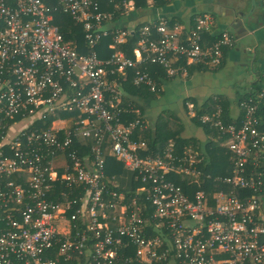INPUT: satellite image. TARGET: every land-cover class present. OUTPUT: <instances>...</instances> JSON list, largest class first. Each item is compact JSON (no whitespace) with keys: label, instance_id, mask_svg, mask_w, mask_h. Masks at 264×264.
I'll use <instances>...</instances> for the list:
<instances>
[{"label":"built area","instance_id":"obj_1","mask_svg":"<svg viewBox=\"0 0 264 264\" xmlns=\"http://www.w3.org/2000/svg\"><path fill=\"white\" fill-rule=\"evenodd\" d=\"M101 1L58 0L54 8L44 0H0V264H264V124L257 115L264 88L240 103L237 121L225 123L220 105L202 115L231 152V174L211 181L197 167L202 158L194 146L178 153L168 141L149 149L136 137L147 129L141 114L125 124L112 109L123 103L118 71L134 72L135 82L155 92L161 87L149 66H162L167 76L193 63L219 67L233 46L231 33L222 29L210 40L218 27L208 12L194 15L188 29L166 17L134 30L113 27ZM57 9L82 23L90 51L65 39L54 23ZM133 34L139 48L131 57L118 46ZM108 35L112 52L101 57L96 47ZM62 112L76 113L74 125L61 129L63 139L55 127L9 136L14 122L6 130L18 116L55 121ZM80 137L94 141V167L71 149ZM106 154L142 180L136 191L143 201L106 191ZM203 176L212 182L207 189ZM58 181L66 183V200L51 198ZM83 182L87 192L70 197L73 184Z\"/></svg>","mask_w":264,"mask_h":264},{"label":"crops","instance_id":"obj_2","mask_svg":"<svg viewBox=\"0 0 264 264\" xmlns=\"http://www.w3.org/2000/svg\"><path fill=\"white\" fill-rule=\"evenodd\" d=\"M44 1L54 8L58 4V0ZM121 1L102 0L100 7L102 11L112 13L114 9L121 8V3H124L125 12L129 14L126 24L133 30L140 24L153 22L160 17L170 18L183 24L187 23L188 29L194 15L208 12L215 17L217 23L218 29L215 30L214 35H217L218 31L222 29L231 33L234 45L225 49L222 64L218 68H213L207 64H190L187 71L179 70L173 77L166 75L167 78L160 85L161 92L155 97L147 96L142 102L146 108L145 118L149 123V127L147 124L148 128L142 133L143 135L149 133L155 137L160 132L162 138H159L157 144H162L163 141L166 143L172 138L169 135L171 130H174L173 132L179 130L180 135L188 142L197 143L196 145L191 142L188 145L193 146L194 144L196 147L201 146V150L205 149L209 138L216 131L211 129L212 133L204 126L196 123L193 118L196 110L208 104L211 106L208 112L212 113L213 102L220 101L229 107L232 117L237 118L241 112L238 105L239 99L248 92L255 90L256 85L264 86V0H166L168 3L165 4L158 3V0H144V7H140L142 4L138 6L137 0ZM127 1L132 5L131 7L127 5ZM60 13L66 14L57 9L54 13V23L62 28L66 19L57 16ZM67 15L75 21L76 26L82 24L72 15L68 13ZM113 24L115 23H112V26ZM82 29L85 35L83 26ZM187 29L185 28L184 31L186 32ZM214 35H210L209 39ZM77 37L75 39L65 37V39L79 51H83L87 47L89 49L86 37L83 36L85 40L83 39L82 44L77 41ZM134 48L135 52L136 48H139L136 42ZM117 74L123 80L124 76L122 75L124 74L122 72H117ZM132 74L134 72H128V75ZM122 92H125L124 88H122ZM75 116L76 114L60 115L56 120L64 121V124H53V120L49 125L50 127L45 129L52 127L58 129L71 128L74 125ZM35 118L16 121L15 124H21L23 121L26 124L20 125L16 129H14L15 124H12L9 136L23 128L35 125L32 124ZM165 121L169 124H166ZM36 126L41 127L42 124H36ZM212 142L217 149H221L217 138L212 139ZM199 154L203 163L205 156L200 149ZM119 180L121 178L111 181L118 183Z\"/></svg>","mask_w":264,"mask_h":264},{"label":"trees","instance_id":"obj_3","mask_svg":"<svg viewBox=\"0 0 264 264\" xmlns=\"http://www.w3.org/2000/svg\"><path fill=\"white\" fill-rule=\"evenodd\" d=\"M118 1H121V0H117V2ZM144 3H145L144 0H137L138 6L142 4L140 7H144L143 6ZM158 3L165 4L168 2L166 0H158ZM126 11H127V8H126ZM122 12H125L124 3H121V8L116 9V10L114 9V12H112V15H113L112 17L114 20L112 23H115V24H113V27L127 26L126 22H127V18H128L127 16L128 15H125L126 12L125 13H122ZM57 16H60V17L62 16V17H65V19H66V21H64V25H62V28H61L65 37L67 39H69V38L75 39L76 36H78L77 41H79V43L82 44L83 39H84L83 36H85L83 31H82L83 30L82 25L78 24L76 26L75 21L72 20V18L70 16H68L67 14H61L60 13ZM170 20L172 23L175 21L173 19H170ZM105 23L107 24V22H105ZM211 36H212V34H211ZM137 39L138 38H137L136 34L130 35L128 41L123 45L120 44L118 46V48L123 49L125 52H127V54L129 56L134 57V55H135L134 46H135V42L137 41ZM213 39H214V37H210V40H213ZM113 42L114 41H113V38L111 36L108 35V36L103 37L102 40L99 42V44L96 47V50L98 52H100L99 56L107 57L112 52V49L109 48V45ZM233 45H234V43H233ZM89 50H90V48L88 49V47L86 49L85 48L83 49V51H89ZM216 68H218V67H216ZM147 70H149L150 74L157 81L158 87L163 83L164 79H166L167 77H173V76H167L166 77L167 74L165 72V69L159 65H151L147 68ZM129 72H132V71L129 70ZM132 76H133V74H132ZM132 76L130 75V76L123 77L124 81L122 83H124V84H121V86H120L121 88H124V91H125L122 93L123 95H121V99H123V103L120 104L119 107L112 108V109L116 110V112L119 113L120 120L125 124H128L130 121H134L138 117V114H141V117L144 121V124H148V127H149V123H148L147 119L145 118L146 108L142 102L147 96L152 95L153 97H155L156 95H158L161 92V90H157L155 92H152L146 86H144V84H142L141 82L140 83L135 82V78H133ZM263 88H264V86H259V84L256 85L255 90L248 92L247 94H245L243 97H241L239 99V101H238L239 107H240V103L243 100H245L246 98H248L250 96V94L255 95L257 92H259ZM68 91L72 94L74 93L73 90L68 89ZM205 105L206 106H202L201 109L196 110V113L193 116V118L196 121V123H199L198 125L204 126L207 130H210L213 133V131L211 130L210 123H204L201 120L202 115L205 113H209L208 110L211 107L208 104H205ZM219 105L222 107V118H223L225 123H230V122L239 120V118H233L230 111H229V107L224 105L220 101H216V102L214 101L213 102V106H214L213 111L215 109H217V107ZM118 108H120L119 111H118ZM137 109L139 110L140 113L137 112ZM65 114H68V113L62 112V113H59L57 116H60V115L65 116ZM257 115H259L261 121H263V124H264V100L261 101L259 104V110H258ZM53 118L54 117L52 115H49L48 118H46L45 120H43L44 118H41L38 120L36 118V120L32 123L35 125H33L32 127L34 129H37V130H42V129L48 128V127H50L49 125L51 124ZM21 119H25V118H22V116H18L15 119L8 120L7 121L8 124H6V130H8V127L12 123H14L18 120H21ZM36 124H42V126L37 127ZM166 124H169V123L166 122ZM172 124H174V123H172ZM262 127H264V125H262ZM173 131L174 130L170 131L171 133L169 135L172 138L169 139L168 141H171V143L174 144L173 147H174L175 152L180 153L182 145L191 144V142H193V141L188 142L186 139H184V137H182L180 135L179 130H177L175 132H173ZM143 132L144 131H140V133L137 134L136 137H138L139 139L144 140V141L146 140L148 142L149 149L161 150V148H164V147L169 145L168 142L165 141L166 143H164L163 140H161V141H163L162 144H157L159 138H162L160 132L158 134H156L155 137H152L151 135H149V133L143 135L142 134ZM58 133H59L61 139H63L65 137L63 130L60 129ZM215 136H216V134L212 135V137L209 138L208 142L205 145L206 148L203 150H201V148H202L201 146H198L199 148L196 147L194 144L197 145V143L193 142L194 148L197 149L198 151L200 149L201 153L205 156V159H204V162L202 163V165H197V167L199 169H201L202 171L205 170V172L203 171L205 175H206V173H211V177L209 179L210 181L214 180L216 175L225 177V176H228L231 174V172L229 170L228 171L226 170L229 167V162H230L229 157L231 156V152L226 150V149H223V150L220 148L217 149L213 145V142H212V139H214ZM83 144H85L86 147H83ZM93 145H94V141L91 142L90 140H87V138H81V137L73 140V143L71 144V149L74 148V150L79 152L80 157L83 161V164L87 167H94L95 166L93 164L94 159H95V152L93 151ZM158 146H159V148H158ZM149 149H148V152H150ZM151 152H153V151H151ZM217 155H219L218 161L216 160ZM105 159H106L105 160V166H104L105 167V174L103 176V181L105 182V185H106V191L107 192H110L111 190L124 191L127 194V196L131 195L133 198L135 195H138L139 199L142 200V198L140 196L142 194H138L136 191L137 187L141 184L142 180L136 177V173L129 170L123 163L118 161L111 154H106ZM219 167H221V168L217 169ZM59 170H60L61 174L66 171V170H64V168H61ZM263 170H264V166H263ZM120 178H121V180H119L118 184H116V185L113 184V182H110V180H114V179L117 180ZM202 179H203V185L201 186V188L207 189V186L210 187V184L212 182H209L208 179L206 178V176H203ZM122 181L124 182L126 187H124ZM55 183H57V191L55 190V192H53L51 194L52 197L51 196L50 197L55 199V200H59V199L66 200V199L61 198L62 196H61V187H60V184H66V183L65 182H59V181L55 182ZM73 186H76V188H74L76 190H74L73 192L71 191L72 193H70L69 196L72 198H75V197L80 198V196H82L83 194H85L87 192L89 185H88V183L83 182V183L73 184ZM64 188H65V186H64ZM211 192H213V191H211ZM249 193H251V189L249 190ZM263 193H264V191H263ZM147 204L149 205L148 200H147ZM78 206H80L79 203L75 204L73 209L75 210V208ZM262 221L264 222V219ZM129 259H130V257H129Z\"/></svg>","mask_w":264,"mask_h":264},{"label":"rangeland","instance_id":"obj_4","mask_svg":"<svg viewBox=\"0 0 264 264\" xmlns=\"http://www.w3.org/2000/svg\"><path fill=\"white\" fill-rule=\"evenodd\" d=\"M127 5L129 6V7H131L132 5H130V3H128V1H127ZM118 72H120V71H118ZM116 77L118 78V80L120 79V76H118V74H116ZM29 119V118H28ZM65 122L64 121H60V120H55L54 121V124H64ZM26 124V122L25 121H23V122H21V124H15L14 125V129H16V128H19L20 127V125L21 126H24ZM162 125V124H161ZM209 131V130H208ZM186 145H188V144H186ZM219 155H217V158H216V160L218 161L219 160ZM63 158H60V159H58V160H55L54 162H53V164H56L55 165V167L56 168H59L60 167V163L61 162H63ZM55 174V173H54ZM114 183H117L116 181H113ZM122 183H123V181H122ZM118 184V183H117ZM123 185H125L124 183H123ZM62 189H64V187H61V190ZM57 190V189H56ZM74 191V190H73ZM123 193H124V195H126L127 196V194L124 192V191H122ZM124 195H122V198H126ZM127 198H129V196H127ZM127 208H128V205L126 204V203H122L121 205H120V209H119V211H120V216L123 218V219H125V214H126V212H127ZM134 251L136 250V247L133 249Z\"/></svg>","mask_w":264,"mask_h":264},{"label":"water","instance_id":"obj_5","mask_svg":"<svg viewBox=\"0 0 264 264\" xmlns=\"http://www.w3.org/2000/svg\"><path fill=\"white\" fill-rule=\"evenodd\" d=\"M235 9H238V8H235Z\"/></svg>","mask_w":264,"mask_h":264}]
</instances>
